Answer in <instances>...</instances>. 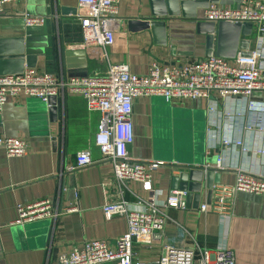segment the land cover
<instances>
[{
    "label": "crops",
    "instance_id": "1",
    "mask_svg": "<svg viewBox=\"0 0 264 264\" xmlns=\"http://www.w3.org/2000/svg\"><path fill=\"white\" fill-rule=\"evenodd\" d=\"M30 1L35 8L42 5L48 9L51 3V0H40L41 4L39 0H21L5 6L0 15V68L6 67L7 71L19 66L16 56L26 45L24 15L27 13L21 12L32 5ZM56 1L59 8L75 12L76 22L66 28L65 49L59 43L52 44L48 33L50 40L44 54L37 57L34 67H26L22 62L24 70L34 68L81 77L104 72L113 61L124 63L131 72L142 75L153 61L173 64L202 59L209 56L207 36L215 35L206 29L205 9L211 4L239 5L238 0H218L203 8L196 7L194 16H161L157 13L168 9V0H119L120 24L105 56L102 47L83 44L78 0ZM30 15L46 21L41 32L44 37L50 28L48 15ZM261 27L264 28L253 24L252 34L241 36V41H248V48H238L236 56L242 51H257L264 66ZM63 51L70 53L63 57L67 68L61 63ZM254 99L257 105H264V91L254 94ZM49 106L39 98L21 96L10 98L0 111V136L20 138L27 144V153L20 157H10L0 147V264H54L60 253L94 239H103L114 246L127 232V219L106 217L103 206L120 200L138 206L139 201L150 197L140 182L120 189L111 162L103 159L94 141L101 115L89 110L80 94L58 97L53 105L57 108L54 114ZM167 120L175 137L169 158L164 154L168 151L163 147L166 143L155 142L156 133L167 129ZM133 123L135 140L129 147L130 155L163 163L152 178L160 200L172 190L170 177L178 174L174 165L195 161L203 155L221 170V182L213 184L210 200L206 189L198 198L187 192L184 207L166 209L169 219L158 239L150 245L134 244L135 258L155 264L167 246L192 247L195 240L205 248L231 249L237 264H264L263 196L236 192L229 214L201 210L202 205L214 203L216 188L235 183L238 171L264 175V108L245 109L241 100H223L217 96L169 102L154 95L135 101ZM225 136L241 140L243 146L234 143L225 146L222 142ZM83 150L92 152L93 162L70 170L75 165L76 154ZM44 198L53 199L60 208L76 205L78 210L66 212L57 220L46 218L24 225L13 224L18 218V204Z\"/></svg>",
    "mask_w": 264,
    "mask_h": 264
},
{
    "label": "built area",
    "instance_id": "2",
    "mask_svg": "<svg viewBox=\"0 0 264 264\" xmlns=\"http://www.w3.org/2000/svg\"><path fill=\"white\" fill-rule=\"evenodd\" d=\"M21 0H0V15L8 4ZM119 0H78L82 12L79 15L85 46L106 49L115 41L120 19ZM235 7L209 5L204 19L219 22L230 21L264 24V2L262 0H238ZM28 26L42 25L43 17L24 15ZM261 30H264L261 27ZM260 53L238 54L234 59L211 54L205 58L162 64L153 61L146 74L130 71L124 63L109 62L106 71L81 77L40 72L28 68L19 74H0V111L10 98L36 97L48 104L52 97L80 94L87 108L100 113L95 134V144L103 159L111 162L114 177L120 189L132 182H140L150 193L149 199L132 206L125 200L103 206L108 218L124 216L127 232L111 246L103 239L83 242L71 250L58 255L54 264H148L135 258L134 244L150 245L163 232L169 215L168 208L184 207L187 191L172 189L164 200L156 197L153 173L163 164L159 161L141 159L130 155L129 147L134 143V103L144 97L160 95L167 101L197 100L217 96L221 99L241 100L245 109L261 110L264 105L254 99V94L264 91V66ZM225 146L233 143L243 146L239 139L225 136ZM0 147L10 157L27 153L24 140L0 136ZM244 149V148H243ZM245 151V149H244ZM221 159L218 158V163ZM93 162L90 150L79 151L70 170L85 167ZM236 192H246L264 197V175L238 171L232 186L216 188L214 203L204 204L201 210H212L220 214L230 213V202ZM76 205L60 208L55 201L44 198L18 204V218L13 224L24 225L41 219L57 220L66 212H75ZM193 240V239H192ZM155 264H237L231 249L213 250L202 247L195 240L190 246L169 245Z\"/></svg>",
    "mask_w": 264,
    "mask_h": 264
},
{
    "label": "water",
    "instance_id": "3",
    "mask_svg": "<svg viewBox=\"0 0 264 264\" xmlns=\"http://www.w3.org/2000/svg\"><path fill=\"white\" fill-rule=\"evenodd\" d=\"M168 9L158 12V15L177 16L178 14H183L184 16H194L193 10L196 7H206L210 3L218 2V0H168ZM41 4L40 0L38 1ZM31 6L27 7V11L21 12V14H37V15H48L47 23L50 25L49 31L44 37L41 35L42 30L46 27V21L42 25L28 26L24 32L26 36V45L24 49H19L16 58L19 59V66L11 71H7L6 67L0 68V74H19L24 71L21 63L24 62L26 67H34L36 65L37 57L43 53L45 46L49 44V35H51L52 44L59 43L61 49H65V43L68 41V34L66 33V28L69 27L70 23L76 22L74 17V10H67L64 8H59V3L56 0H51V3L46 9V6L39 5L37 8L33 6V2L30 1ZM61 9V10H60ZM179 9L181 13H179ZM189 10V12L187 11ZM191 11L193 13H191ZM168 18V17H166ZM78 20V19H77ZM79 21V20H78ZM80 22V21H79ZM155 22V21H154ZM153 22V23H154ZM205 25L207 31L210 34L206 39L207 55H211L213 52L217 56L225 58H233L238 52V48H248V41L242 40L241 36H247L252 34L253 23L247 22H236L232 23L230 21H219L213 22L208 21ZM264 26V24H262ZM39 42V43H38ZM214 44H216L215 49H213ZM242 55H247L242 51ZM61 56V63L67 68L64 58L70 55L69 52L63 51ZM64 57V58H63ZM57 102L56 97L50 98L48 104L49 111L53 114L57 110L53 105ZM215 163L211 160L202 156L197 157L195 161L189 163H180L174 165L173 168L178 171L177 175H171V187L172 189L185 190L189 193L196 195V198L201 194V192L206 189L208 191L209 200L213 192V184L221 182V170L216 169ZM188 197V195H186Z\"/></svg>",
    "mask_w": 264,
    "mask_h": 264
},
{
    "label": "rangeland",
    "instance_id": "4",
    "mask_svg": "<svg viewBox=\"0 0 264 264\" xmlns=\"http://www.w3.org/2000/svg\"><path fill=\"white\" fill-rule=\"evenodd\" d=\"M166 125L168 126L167 127V129L164 131V133H161V131H158V133H156V136L158 137L157 139H156V143H157V145H161V144H163V143H166V146L163 144V147L164 148H166L168 151H166L164 154H165V156H166V158H169V156H170V153H171V151H172V145H173V143H174V141H173V139L175 138L174 137V134H173V132L171 133V129H170V127H171V125H170V120H167V123H166ZM174 137V138H173ZM187 138H188V136L186 137V135H185V137H184V140H185V142L187 143ZM166 139V140H165ZM162 140H164L163 142H162ZM175 145V144H174ZM183 148V147H182ZM181 150V149H180ZM180 150L179 151H176L177 153H180ZM167 152H169V153H167ZM167 153V154H166ZM171 157H173L172 155H171Z\"/></svg>",
    "mask_w": 264,
    "mask_h": 264
}]
</instances>
